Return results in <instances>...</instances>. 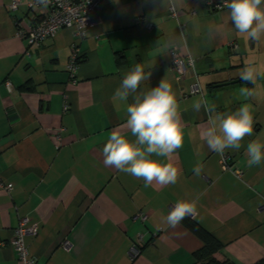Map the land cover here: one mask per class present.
<instances>
[{
	"label": "crops",
	"instance_id": "1",
	"mask_svg": "<svg viewBox=\"0 0 264 264\" xmlns=\"http://www.w3.org/2000/svg\"><path fill=\"white\" fill-rule=\"evenodd\" d=\"M12 1L0 0V179L13 185L10 192L0 187V264H19L8 239L24 217L37 224L36 234L25 237L36 264H195L193 253L202 241L182 222L166 223L179 200L196 201L190 217L220 241L213 255L218 261L264 259V163L248 167L246 153L251 140L264 142V79L253 86L239 78L245 62L264 64V39L243 38L228 10H214L209 0H104L83 40L74 27H64L40 45H29L18 37L16 22H35L47 6L18 0L10 9ZM220 25L222 31L209 38ZM73 42L80 52L75 83L66 71ZM171 47L194 61L183 79L170 69ZM136 63L151 65L141 88L165 79L177 94L185 136L170 157L179 169L175 184L145 187L142 179L103 162L113 130L134 139L125 128L126 105L113 94ZM196 82L201 91L188 93ZM242 86L258 94L244 101ZM201 96L219 112L244 102L252 106L253 134L239 150L225 151L240 176L222 169L221 155L200 138L208 116L191 105ZM198 163L199 176L193 171ZM135 244L139 252L132 257Z\"/></svg>",
	"mask_w": 264,
	"mask_h": 264
},
{
	"label": "clouds",
	"instance_id": "2",
	"mask_svg": "<svg viewBox=\"0 0 264 264\" xmlns=\"http://www.w3.org/2000/svg\"><path fill=\"white\" fill-rule=\"evenodd\" d=\"M118 2V0H116ZM163 0H160L161 4ZM175 0H169L174 3ZM223 7L228 10V20L243 38L259 42L264 39V0H223ZM223 25L209 32V38L222 31ZM149 64L136 63L124 75L114 91V98L126 105V131L113 130L103 146V162L121 172L142 179L144 186L153 183L160 186L175 184L179 169L170 161V157L183 147L184 123L181 117L177 94L170 82L162 79L159 84L149 89L141 88L144 81H149ZM240 80L245 85H256L264 79V64L255 60L245 62L240 71ZM255 87L242 86L239 96L248 101L257 95ZM129 97L131 102L129 103ZM195 113L203 110L207 124L201 129L200 138L210 151L224 155L228 149L239 150L245 137L253 134L254 117L252 106L241 103L234 111L219 112L216 105L201 96L191 105ZM248 167L264 163V142L251 140L246 146ZM163 158V159H160ZM203 166L197 164L193 171L199 176ZM196 210V201L179 200L169 209L166 223L176 227Z\"/></svg>",
	"mask_w": 264,
	"mask_h": 264
},
{
	"label": "built area",
	"instance_id": "3",
	"mask_svg": "<svg viewBox=\"0 0 264 264\" xmlns=\"http://www.w3.org/2000/svg\"><path fill=\"white\" fill-rule=\"evenodd\" d=\"M104 0H39V4L46 5L47 8H42L40 16L35 22H29L25 26L21 21L16 22L17 35L21 39L27 41L29 45H40L45 39L53 37L60 29L64 27H74L75 34L79 41L83 40L87 33L89 26L92 23L93 12L101 5ZM18 0H13L9 8L15 9L18 5ZM31 3V5H33ZM207 4L214 10L225 9L223 7V0L214 1L209 0ZM170 14L176 17L173 6H170ZM151 28V24H147ZM235 46V45H234ZM170 55V69L176 73V76L183 79L187 75L188 67H194L192 58H183L177 52L176 47H171L168 50ZM80 52L77 42L71 44V53L69 55L66 71L70 82L77 81V73L79 68ZM201 91L199 84L193 83L189 87L188 93H199ZM182 95H186L182 93ZM69 109L68 98L65 97L63 110ZM56 138L60 140V132L56 134ZM228 156L224 153L221 155L220 164L222 169L231 170L237 176L241 175L240 170L233 169L228 164ZM0 187L5 188L8 192L13 189L12 184L4 185L0 179ZM264 206V205H262ZM172 207V206H171ZM136 217L145 219L143 213H139ZM37 232V224L30 223L29 219L24 217L20 218L18 225L13 229L11 237L8 239V244L12 246L17 256L19 264H36V259L30 254L28 246L25 242L27 235H35ZM138 241H142V236H138ZM67 245V242L65 243ZM139 252L138 247L133 245L130 248V255L136 256Z\"/></svg>",
	"mask_w": 264,
	"mask_h": 264
},
{
	"label": "trees",
	"instance_id": "4",
	"mask_svg": "<svg viewBox=\"0 0 264 264\" xmlns=\"http://www.w3.org/2000/svg\"><path fill=\"white\" fill-rule=\"evenodd\" d=\"M181 222L202 241V246L193 253L196 259L195 264H233L228 260L218 261L214 258L213 255L221 249V243L212 233L203 228L190 216ZM256 264H264V259Z\"/></svg>",
	"mask_w": 264,
	"mask_h": 264
},
{
	"label": "water",
	"instance_id": "5",
	"mask_svg": "<svg viewBox=\"0 0 264 264\" xmlns=\"http://www.w3.org/2000/svg\"><path fill=\"white\" fill-rule=\"evenodd\" d=\"M227 83H229V82H226V83H222V84H219V85H223V84H227Z\"/></svg>",
	"mask_w": 264,
	"mask_h": 264
}]
</instances>
